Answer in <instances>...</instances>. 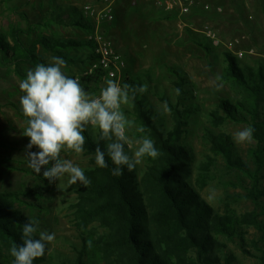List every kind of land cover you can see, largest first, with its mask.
Segmentation results:
<instances>
[{"label":"trees","instance_id":"obj_1","mask_svg":"<svg viewBox=\"0 0 264 264\" xmlns=\"http://www.w3.org/2000/svg\"><path fill=\"white\" fill-rule=\"evenodd\" d=\"M140 6L128 1V11L124 15L129 16L130 11L132 14L143 13L144 8ZM116 14L114 11L112 22H117ZM20 16L29 22L24 13ZM63 24L76 29L77 34L66 37L52 30L53 26ZM28 28V35L34 34L28 44L21 41L20 36L25 31L20 28L0 32L1 65H13L15 74L24 79L28 67L34 69L39 63L46 64L45 58L37 52L39 46L52 57L63 58L66 62L64 71L79 79L85 91L94 94L100 90L105 71L92 66L98 56L96 43L88 38L94 31V24L84 11L71 4L54 5L39 23L29 24ZM126 28H121V36L125 38L128 35ZM117 50L126 57L121 48ZM127 58L126 66L132 59ZM224 62L221 77L240 88L241 98L235 101L221 99L218 103L221 114L211 113L210 116L217 124L245 122L255 129V144L248 150L252 165L243 159L225 132L206 130L205 138L210 150L221 157L229 173H235L239 182L248 180L246 198L259 211L252 210L243 215L233 211L218 212L198 193L192 180L191 150L179 142L191 116L199 111L196 103H174L161 92L160 99L166 102L172 120L171 128L166 129L144 106V93H138L129 104L134 108L135 119L145 130L143 133L154 141L159 157H145L147 163L140 176L136 175V169L129 172L126 167L122 169V175L114 176L115 165L107 155L108 167L96 166L95 149L99 146L106 153L107 142L97 144L98 130L89 127L83 135L86 137L84 153L89 156V165L84 171L90 183L87 187L79 184L73 205V223L81 240L80 248L73 260L58 263L42 256L33 264H234L235 256L229 252L227 243L237 237L244 246L245 226L257 229L264 241V225L258 219L264 214L261 203L264 197L261 186L264 178V68L258 61L255 65L244 63L228 51L224 52ZM80 66L84 67L83 71L71 72L70 68L79 69ZM168 71L175 76L177 96L191 94L183 87L187 83L185 72L176 67H169ZM141 79L126 71L120 83L145 85ZM215 161L210 158L202 166L197 181H204L209 176ZM43 170L41 174L33 170L32 173L45 182ZM20 195L41 198L43 187L0 191V264H12L14 258L10 248L23 242L22 228L29 217L23 205L31 204ZM254 246L259 264H264V246L256 243ZM243 251L251 254L244 247Z\"/></svg>","mask_w":264,"mask_h":264},{"label":"rangeland","instance_id":"obj_2","mask_svg":"<svg viewBox=\"0 0 264 264\" xmlns=\"http://www.w3.org/2000/svg\"><path fill=\"white\" fill-rule=\"evenodd\" d=\"M125 1L141 5L143 11L148 12L145 16L147 19L132 13L129 16L118 13L121 10L118 6L123 5L124 1L116 0L114 11L118 13L117 22L102 23L99 26L115 48L122 49L127 60L129 56L132 58L122 76L127 71L130 75L142 78L141 81L147 85L143 97L144 106L166 129L171 128L172 120L169 109L160 99L161 92L174 103H196L199 111L191 116L179 142L191 150L192 180L198 193L218 212L233 211L243 215L258 210L246 198L248 180L239 182L235 173H229L224 168L221 157L210 150L205 131L228 134L243 159L252 165L248 150L254 146L255 141L236 144L233 140V134L247 127V123L225 121L217 124L210 114H221L218 109L221 99L235 101L241 98L240 88L221 77L225 67L224 52H231L249 65H255L258 61L264 68V0H196L195 7L185 15L178 10L167 14L160 0ZM69 4H75L82 11L87 4L102 6L101 0H0V32L7 33L11 28H20L25 31L20 36L21 41L28 44L34 37V34L28 35L29 24L39 23L54 5ZM205 5L208 8H204ZM20 13H24L29 22L22 19ZM167 15L173 16L168 18ZM125 27L128 29L126 38L121 36ZM206 29L215 31L219 39L217 44L207 38ZM52 30L66 37L77 34L76 29L66 24L53 26ZM37 52L45 58L46 64L51 61L52 56L39 46ZM238 53H241L240 56ZM169 67L185 72L187 83L183 87L191 94L177 96L175 76L168 71ZM70 70L79 73L84 67H72ZM21 80L15 74L13 65L0 64V191H20L37 185L43 187L44 195L41 198L20 195L31 204L23 205L24 212L41 221V230L55 233V240L47 245L44 255L46 260L51 258L58 263L70 261L75 258L81 244L73 223V205L79 183L69 185L67 176L53 183L48 180L42 182L28 166L25 150L29 138L23 136L26 118L19 104V98L23 95L19 88ZM215 83H221L223 88L216 91ZM99 91L94 94H99ZM123 111L128 119L135 122V126L127 132L130 139L134 141L144 136V133L136 131V127L141 126L135 119L132 105L124 106ZM136 147L133 142L132 148L126 151L131 155ZM31 151L36 152L38 149L34 146ZM61 155L83 169L89 165V156L84 152L76 155L71 151H62ZM210 158L216 160L215 166L210 168L209 176L204 181H197L198 173ZM146 163L144 158L136 166V175L140 176ZM261 186L264 187V178ZM261 203L264 205V197ZM258 219L264 225V214ZM244 231V246L237 237L227 243L229 252L235 256L234 264H259L254 243L264 246L261 234L253 226H245ZM243 247L251 251V254L244 252Z\"/></svg>","mask_w":264,"mask_h":264},{"label":"clouds","instance_id":"obj_3","mask_svg":"<svg viewBox=\"0 0 264 264\" xmlns=\"http://www.w3.org/2000/svg\"><path fill=\"white\" fill-rule=\"evenodd\" d=\"M65 67V60L54 56L48 64L39 63L29 69L26 78L19 83L23 93L19 104L26 118L23 136L29 138L25 157L36 174H41L43 168L42 175L49 183L67 176L69 185L79 183L87 187L90 181L84 169L62 157L61 153L71 151L81 155L86 142L83 133L89 127L98 130L97 144L107 142L106 153L99 146L95 149L96 166L108 167L107 155L115 165L114 176L122 175L124 167L129 172L135 170L145 157H159L160 152L149 136L133 141L127 135L135 122L126 117L123 107L138 93H145L146 84L133 86L106 78L99 94H92L85 91L79 79L66 74ZM214 87L220 91L223 85L215 83ZM136 131L143 133L145 130L136 127ZM254 131L252 126L244 127L233 134V140L236 144L251 143ZM133 142L137 147L130 155L126 146L131 149ZM34 146L38 151H31ZM40 225L38 218L28 217L22 228V244L10 248L14 258L12 264H33L35 259L45 255L47 245L55 240V233L41 230Z\"/></svg>","mask_w":264,"mask_h":264},{"label":"built area","instance_id":"obj_4","mask_svg":"<svg viewBox=\"0 0 264 264\" xmlns=\"http://www.w3.org/2000/svg\"><path fill=\"white\" fill-rule=\"evenodd\" d=\"M116 0H101L102 6L95 7L92 5H84L85 14L92 18L94 31L88 36L95 43V52L98 55L93 67L99 66L105 71L104 78H112L121 81L122 73L126 67L124 56L115 48L107 35L102 32L99 26L102 23H110L114 18V4ZM160 4L166 12L178 10L180 14H189L196 5V0H160ZM204 8H208L205 5ZM220 10V7H217ZM205 34L209 40L217 44L219 39L212 29H206ZM241 53H238L240 56Z\"/></svg>","mask_w":264,"mask_h":264},{"label":"crops","instance_id":"obj_5","mask_svg":"<svg viewBox=\"0 0 264 264\" xmlns=\"http://www.w3.org/2000/svg\"><path fill=\"white\" fill-rule=\"evenodd\" d=\"M122 1H124V4L121 5V6H118V8L120 7V9H121L120 12H118V13L126 14L127 11H128V8H127V7H128V1L121 0V2H122ZM71 5H73V4H71ZM74 6H75V4H74ZM130 14H131V11H130L129 15H130ZM146 14H148L147 11H144V12L141 13V14H139V13H135L136 16H139V17L143 18L144 20L147 19V18H145ZM142 22H144V21H142Z\"/></svg>","mask_w":264,"mask_h":264}]
</instances>
